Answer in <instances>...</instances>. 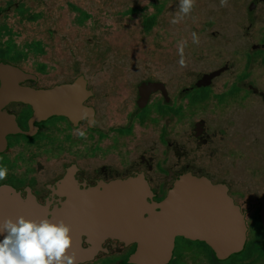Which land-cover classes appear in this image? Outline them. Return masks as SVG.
Returning a JSON list of instances; mask_svg holds the SVG:
<instances>
[{
  "label": "flooded vegetation",
  "instance_id": "flooded-vegetation-1",
  "mask_svg": "<svg viewBox=\"0 0 264 264\" xmlns=\"http://www.w3.org/2000/svg\"><path fill=\"white\" fill-rule=\"evenodd\" d=\"M233 2L225 19L195 0L172 24L179 0H0V188L41 199L63 178L138 176L159 203L179 174L204 176L241 214L242 249L218 258L178 236L166 264H264V140L244 151L264 132L241 122L264 124V0ZM135 250L85 264H133Z\"/></svg>",
  "mask_w": 264,
  "mask_h": 264
},
{
  "label": "water",
  "instance_id": "water-1",
  "mask_svg": "<svg viewBox=\"0 0 264 264\" xmlns=\"http://www.w3.org/2000/svg\"><path fill=\"white\" fill-rule=\"evenodd\" d=\"M146 196L138 176L88 184L63 178L41 199L0 188V222L19 216L62 220L71 228L76 264L98 260L113 244H135L133 264H166L178 236L207 243L218 258L242 249L241 214L225 189L211 186L204 176L179 174L159 203L147 202Z\"/></svg>",
  "mask_w": 264,
  "mask_h": 264
},
{
  "label": "clouds",
  "instance_id": "clouds-1",
  "mask_svg": "<svg viewBox=\"0 0 264 264\" xmlns=\"http://www.w3.org/2000/svg\"><path fill=\"white\" fill-rule=\"evenodd\" d=\"M194 5L195 0H179V11L170 22L179 23ZM220 6H227V0H220ZM192 42L199 43L195 33ZM185 46V41L178 43L181 55ZM180 63H184L183 58ZM7 173L6 167H0V180L6 179ZM70 233V226L62 220L53 222L45 217L37 221L23 216L4 219L0 222V264H76Z\"/></svg>",
  "mask_w": 264,
  "mask_h": 264
},
{
  "label": "rangeland",
  "instance_id": "rangeland-1",
  "mask_svg": "<svg viewBox=\"0 0 264 264\" xmlns=\"http://www.w3.org/2000/svg\"><path fill=\"white\" fill-rule=\"evenodd\" d=\"M217 1L220 2V0H206V6L208 7V11L209 10H218L220 9L222 11V16L223 18H228L231 16V13H232V10H233V6H234V2L233 0H227V6L225 7H221L220 5L218 7H216L217 5ZM235 47L234 44H228V45H225V46H218L216 47L215 51H219V52H224V50H227V49H230V48H233ZM191 50H193L192 47L190 48H187V51L186 53H189L191 52ZM216 60H213V59H210L208 57V65L209 64H214ZM241 122H242V126L244 128V130H246V128L252 124V125H257L258 123H261V125L259 126V134L263 133L264 132V124L263 122H259L258 120H256L255 117H252V116H249V115H244V116H241ZM264 138L260 137V136H257L256 139H252L250 138L249 140V143H245L244 142V151L246 154L249 155V151L256 157V154L259 153V154H262V149L259 148V146L261 145V143L263 142ZM221 141L218 140L217 144H220ZM256 146V147H254ZM263 146V144H262ZM256 158H254L255 160ZM262 161L259 162V165H261ZM254 164L257 166V164L254 162ZM262 171L264 170L261 169ZM179 241V239H178ZM189 243H185L184 245H182V249H181V254L182 255H185L186 257L189 256Z\"/></svg>",
  "mask_w": 264,
  "mask_h": 264
}]
</instances>
